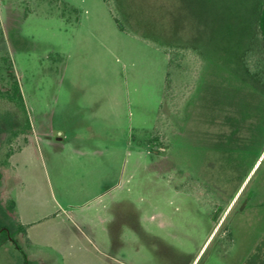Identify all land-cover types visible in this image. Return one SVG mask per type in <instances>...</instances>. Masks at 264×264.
<instances>
[{"label":"rangeland","instance_id":"obj_1","mask_svg":"<svg viewBox=\"0 0 264 264\" xmlns=\"http://www.w3.org/2000/svg\"><path fill=\"white\" fill-rule=\"evenodd\" d=\"M237 2L0 0V264H264V40Z\"/></svg>","mask_w":264,"mask_h":264},{"label":"trees","instance_id":"obj_2","mask_svg":"<svg viewBox=\"0 0 264 264\" xmlns=\"http://www.w3.org/2000/svg\"><path fill=\"white\" fill-rule=\"evenodd\" d=\"M117 22L119 23V25L123 28V26L121 25L120 21L116 18ZM257 27H258V31L260 33L261 38L264 40V4L260 10V14H259V18L257 21ZM169 52V51H168ZM170 53V65L173 66L175 64V61L177 58H179L180 56V52L179 51H174V52H169ZM169 76H170V71L167 74V79H166V87H167V83L169 80ZM9 100L13 101L21 110L26 112V106H25V101H24V97L21 91V87L18 83V81L15 79L14 82L12 83V90L10 92L7 93L6 96ZM27 125L28 127H30V119L27 116ZM155 128V127H154ZM155 130H157V128H155ZM156 137V136H155ZM153 137V139H147L146 141H144V144L148 145L150 144V142L152 140H155L156 138ZM156 146V147H155ZM161 146L157 143L153 144V146L151 147L152 151H160ZM9 155H11V152L8 153ZM12 204L15 206V201L12 200ZM19 226L21 229L26 230L25 226L23 224H21L19 222ZM5 231V230H4ZM17 248L23 253L24 255V264H29L28 262V257L27 255L24 253V251L22 250V248L18 245Z\"/></svg>","mask_w":264,"mask_h":264},{"label":"crops","instance_id":"obj_3","mask_svg":"<svg viewBox=\"0 0 264 264\" xmlns=\"http://www.w3.org/2000/svg\"><path fill=\"white\" fill-rule=\"evenodd\" d=\"M263 4L264 0H239V2H237V7H242L246 10L250 9V13H248V17L245 19L244 22L245 25H243L245 27L242 33L244 38H246L244 43H246L252 37L254 38L256 36V33H258L257 21ZM233 6H235V4H233ZM15 203L17 208V201H15ZM20 223L23 224L26 228V225H30L32 222L24 221L20 216Z\"/></svg>","mask_w":264,"mask_h":264}]
</instances>
